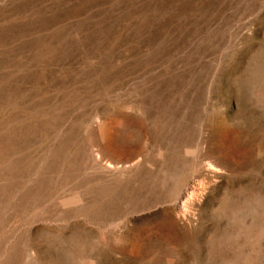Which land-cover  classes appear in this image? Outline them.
<instances>
[{
	"label": "rangeland",
	"instance_id": "rangeland-1",
	"mask_svg": "<svg viewBox=\"0 0 264 264\" xmlns=\"http://www.w3.org/2000/svg\"><path fill=\"white\" fill-rule=\"evenodd\" d=\"M0 264H264V0H0Z\"/></svg>",
	"mask_w": 264,
	"mask_h": 264
}]
</instances>
